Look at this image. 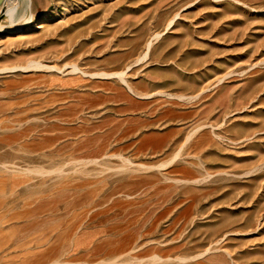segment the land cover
<instances>
[{"label":"rangeland","instance_id":"1","mask_svg":"<svg viewBox=\"0 0 264 264\" xmlns=\"http://www.w3.org/2000/svg\"><path fill=\"white\" fill-rule=\"evenodd\" d=\"M26 1L0 21L11 264H264V0Z\"/></svg>","mask_w":264,"mask_h":264},{"label":"bare ground","instance_id":"2","mask_svg":"<svg viewBox=\"0 0 264 264\" xmlns=\"http://www.w3.org/2000/svg\"><path fill=\"white\" fill-rule=\"evenodd\" d=\"M11 4L7 7L5 14H6V18L9 22L10 25L15 24L18 20H19V7L18 5H16L17 0H11ZM30 8V7H29ZM28 8V0L26 1V14L23 16V18L25 19V21L30 24L32 21V14L27 13V11L29 10ZM2 28L1 24H0V29ZM11 39V38H8ZM8 41V40H6ZM35 69H39V68H43L42 65H36L34 66ZM115 75L124 82L125 85H127V88L129 89L130 92H132L131 87L127 84L124 75L125 73H115ZM100 76H104V77H108L111 76V74H107V73H103L100 74ZM133 93V92H132Z\"/></svg>","mask_w":264,"mask_h":264},{"label":"crops","instance_id":"3","mask_svg":"<svg viewBox=\"0 0 264 264\" xmlns=\"http://www.w3.org/2000/svg\"><path fill=\"white\" fill-rule=\"evenodd\" d=\"M11 2H12L11 0H6L3 11L7 9V7L11 4ZM16 5H17V3H16ZM1 15H2V12L0 11V16ZM32 18H33V15H32ZM0 24H1V26H3L2 23H0ZM67 230L71 231V227H68V224H67ZM7 239L8 238L6 237V231L3 227V221L0 218V264H11V261H12L11 253L8 252L4 248L6 243H8Z\"/></svg>","mask_w":264,"mask_h":264},{"label":"water","instance_id":"4","mask_svg":"<svg viewBox=\"0 0 264 264\" xmlns=\"http://www.w3.org/2000/svg\"><path fill=\"white\" fill-rule=\"evenodd\" d=\"M5 2L6 0H0V11L2 12V15L0 16V21H2V19H4L6 17L5 11H3L4 6H5Z\"/></svg>","mask_w":264,"mask_h":264}]
</instances>
